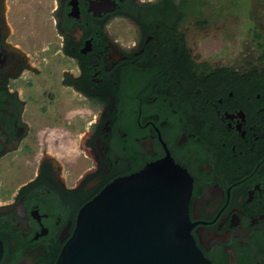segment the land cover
Wrapping results in <instances>:
<instances>
[{
  "label": "flooded vegetation",
  "instance_id": "obj_1",
  "mask_svg": "<svg viewBox=\"0 0 264 264\" xmlns=\"http://www.w3.org/2000/svg\"><path fill=\"white\" fill-rule=\"evenodd\" d=\"M166 1L0 0V264H54L85 204L170 158L210 263L264 264L261 52L204 54L205 2Z\"/></svg>",
  "mask_w": 264,
  "mask_h": 264
},
{
  "label": "water",
  "instance_id": "obj_2",
  "mask_svg": "<svg viewBox=\"0 0 264 264\" xmlns=\"http://www.w3.org/2000/svg\"><path fill=\"white\" fill-rule=\"evenodd\" d=\"M191 189L171 158L117 178L81 208L54 264H211L191 234Z\"/></svg>",
  "mask_w": 264,
  "mask_h": 264
},
{
  "label": "rangeland",
  "instance_id": "obj_3",
  "mask_svg": "<svg viewBox=\"0 0 264 264\" xmlns=\"http://www.w3.org/2000/svg\"><path fill=\"white\" fill-rule=\"evenodd\" d=\"M202 10L212 19L203 30L202 52L204 54H218L224 41L223 36L230 33L233 40V53L235 59L240 56L242 50H249L251 56L259 55L260 49L253 42V35L257 28L264 35V0H202ZM221 15L219 20L214 16ZM45 20L35 21V27L39 29ZM49 26V25H48ZM119 29L124 25H114ZM40 31V29H39ZM34 34V33H33ZM205 34V36H204ZM36 39L46 42L43 32L35 33Z\"/></svg>",
  "mask_w": 264,
  "mask_h": 264
},
{
  "label": "trees",
  "instance_id": "obj_4",
  "mask_svg": "<svg viewBox=\"0 0 264 264\" xmlns=\"http://www.w3.org/2000/svg\"><path fill=\"white\" fill-rule=\"evenodd\" d=\"M164 5L166 6L167 11L169 12L185 11L186 9H191L190 6H192V4L188 3L187 0L182 1V2H177L176 0H167L166 4L164 3ZM144 6H151L149 8L152 11H160L162 8V2L159 1L155 3L154 2L146 3ZM254 38L256 39L258 45L260 46L261 60H263V66L261 69H256L251 74L254 77H256V86L258 90L264 92V43L261 42V36L259 32L255 33Z\"/></svg>",
  "mask_w": 264,
  "mask_h": 264
}]
</instances>
